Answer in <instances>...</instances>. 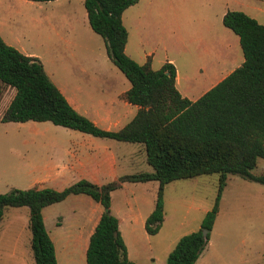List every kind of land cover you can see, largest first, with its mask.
Instances as JSON below:
<instances>
[{"label":"trees","instance_id":"obj_1","mask_svg":"<svg viewBox=\"0 0 264 264\" xmlns=\"http://www.w3.org/2000/svg\"><path fill=\"white\" fill-rule=\"evenodd\" d=\"M137 1L82 0L90 29L102 38L108 59L129 82L121 97L138 107L114 131L101 129L76 112L38 58L22 54L0 37V84L13 89L0 122L48 121L94 137L139 144L151 168L100 185L82 178L60 190L31 187L0 193V221L7 207L28 208V246L34 264H56L41 209L68 195L85 194L102 207L88 239L85 264H136L127 258L117 218L109 210L111 191L122 183L157 182L153 207L143 224L147 234H155L163 219L166 183L216 174L217 190L198 228L181 235L165 257V264H193L207 243L227 175L264 185V173L252 172L257 159H264V24L237 10L223 14L222 24L237 35L243 60L190 101L175 88L172 64L151 69L148 60L138 64L124 53L127 32L121 13Z\"/></svg>","mask_w":264,"mask_h":264},{"label":"crops","instance_id":"obj_2","mask_svg":"<svg viewBox=\"0 0 264 264\" xmlns=\"http://www.w3.org/2000/svg\"><path fill=\"white\" fill-rule=\"evenodd\" d=\"M236 2L238 0H138L122 11L121 22L123 24V12L128 11L126 15L139 36L143 34L142 32L156 31L158 28L170 33L173 55L165 54L161 64L168 62L173 65L175 88L182 97L193 101L239 66L243 60L237 35L225 27L221 21L226 11L236 10L232 7ZM28 3H30L29 0L5 1L6 17L0 18V37L6 44L17 48L24 55L38 58L39 55L35 52L18 49L20 33L10 24L11 16L21 14V8L26 9ZM244 5L252 11L250 17L257 23L264 24V19L263 21L258 19L263 17L261 13H264V8L248 2ZM81 16L87 21L85 9ZM68 23L71 24V22ZM83 29L86 30V27ZM85 33L89 35V32ZM193 43L205 48L201 53L202 63L195 68L186 67V72L180 75L176 65V55H185ZM236 45L241 55L235 49ZM124 53L133 58L127 52V37ZM144 56L149 61L152 55L146 52ZM179 63L182 62L179 61ZM44 72L68 104L101 129L114 131L121 128L132 118L138 108L121 97L129 85L112 93L109 90L113 82L107 76L65 72L54 77L52 73L46 70ZM32 130L40 131L38 128ZM71 131L72 129L62 131L63 135H51L48 138H16L18 150H7L8 156L12 158L10 165L12 170L8 178L6 173L9 172H6L4 168L6 147L0 146V156L3 158V169H0V193L6 192L7 188L50 187L60 190L82 178L100 185L121 175L151 171L145 161L144 150L139 144ZM136 153L140 154V164L135 159ZM252 172L264 173V159H257ZM156 187L155 181L122 183L110 193L109 210L117 218L118 230L126 248L127 258L136 264H138L137 261L129 256L126 240L131 242L136 237L135 231L140 233L141 228L144 229V219L152 210ZM256 188L259 194H264L262 188ZM114 195H117L119 199H114ZM206 210L208 208L204 207L201 214H204ZM5 212L9 219L6 231L16 229V237L20 233L28 232L27 207L5 209L0 227ZM101 212L100 204L85 194H71L59 202L42 207L41 217L52 242L56 264H85L88 239ZM26 237L29 243V232ZM8 251L12 256L15 249ZM7 252L6 256H8ZM13 261L10 260L8 264H14ZM31 261L34 264L32 257Z\"/></svg>","mask_w":264,"mask_h":264},{"label":"rangeland","instance_id":"obj_3","mask_svg":"<svg viewBox=\"0 0 264 264\" xmlns=\"http://www.w3.org/2000/svg\"><path fill=\"white\" fill-rule=\"evenodd\" d=\"M5 1L0 0V18H4L6 13ZM245 2L264 8V2L259 0H238L232 7L249 16L252 11L244 5ZM83 12L81 0L30 1L26 9L21 8V14L11 16L12 28L20 33L18 49L37 53L42 68L54 77L65 72L101 74L112 80L110 92L125 88L129 85L128 81L108 59L102 38L89 29L87 21L81 16ZM127 12L122 14L123 25L128 32L127 52L138 64L145 62L144 54L148 52L152 55L149 57L150 68H159L165 54L173 55L170 33L158 28L142 32L139 36ZM261 14L264 17V13ZM263 17L258 19L263 21ZM204 49L193 43L185 55H176L180 75L186 72V67L195 68L202 63ZM235 49L240 53L238 45ZM12 90L0 84V114L12 96ZM33 128L40 131L36 132ZM66 130L70 129L48 121L0 122V146L6 147L4 168L9 172L6 178L12 170V158L7 150H18L16 138L61 136ZM71 132L81 134L79 131ZM2 159L0 156V163ZM135 159L140 164L139 153L135 154ZM2 166L3 163L0 169H3ZM256 187L264 190V185L237 175H227L207 243L193 264H264V194H259ZM216 190V174L176 179L165 184L162 192L164 216L160 228L155 234H147L143 228L140 233L135 231L136 237L131 242L126 240L130 258L138 264H165V257L176 240L184 233L197 229L203 216L201 210L210 208ZM114 199L119 198L114 195ZM6 224H9V219L5 212L0 227V264H8L10 260H14V264H33L26 237L28 232L16 237L17 230L6 231ZM6 248H14V255L10 256Z\"/></svg>","mask_w":264,"mask_h":264},{"label":"water","instance_id":"obj_4","mask_svg":"<svg viewBox=\"0 0 264 264\" xmlns=\"http://www.w3.org/2000/svg\"><path fill=\"white\" fill-rule=\"evenodd\" d=\"M206 234V231L205 230H202V235L204 236Z\"/></svg>","mask_w":264,"mask_h":264}]
</instances>
